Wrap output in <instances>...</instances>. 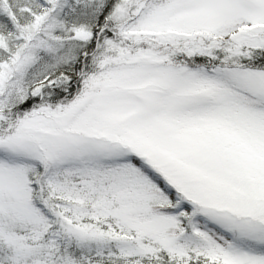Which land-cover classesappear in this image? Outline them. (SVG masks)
Listing matches in <instances>:
<instances>
[{
  "label": "snow or ice",
  "instance_id": "1",
  "mask_svg": "<svg viewBox=\"0 0 264 264\" xmlns=\"http://www.w3.org/2000/svg\"><path fill=\"white\" fill-rule=\"evenodd\" d=\"M0 264H264V0H0Z\"/></svg>",
  "mask_w": 264,
  "mask_h": 264
}]
</instances>
